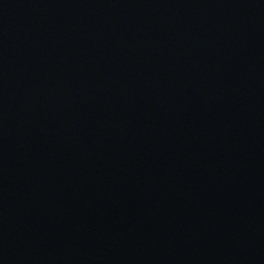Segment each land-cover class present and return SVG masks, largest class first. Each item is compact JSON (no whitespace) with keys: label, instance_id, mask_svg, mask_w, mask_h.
<instances>
[{"label":"water","instance_id":"1","mask_svg":"<svg viewBox=\"0 0 264 264\" xmlns=\"http://www.w3.org/2000/svg\"><path fill=\"white\" fill-rule=\"evenodd\" d=\"M0 264H264V0H0Z\"/></svg>","mask_w":264,"mask_h":264}]
</instances>
